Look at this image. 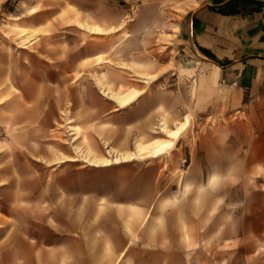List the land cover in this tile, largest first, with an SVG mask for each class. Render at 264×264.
Instances as JSON below:
<instances>
[{"label": "rangeland", "instance_id": "obj_1", "mask_svg": "<svg viewBox=\"0 0 264 264\" xmlns=\"http://www.w3.org/2000/svg\"><path fill=\"white\" fill-rule=\"evenodd\" d=\"M186 2L196 0H0V150L8 157L3 167H17V207L0 201V213H17V223L5 219L1 245L13 241L8 231L17 230V241L37 235L45 243L48 226L56 222L64 221L69 229L83 221L91 225L108 221V201L142 204L180 197L192 200L196 220L177 223L181 237L158 242L152 236L160 230L159 222L167 219L165 207H136L128 223L133 227V246H141L142 220L149 213L145 224L151 231L146 244L150 253L103 259L111 257L116 264H264V160L255 159L261 154L252 143L256 131L242 125L238 115H200L179 98L170 105H157V92L162 88L186 93L195 81V76L176 72L179 65L199 63H179L175 44L172 50L163 47L166 42L175 43V37L166 34L172 31L166 23L169 18L180 20L179 8L183 10ZM154 21L159 27L153 32L149 26L144 35L156 43L129 51L132 57L166 63L165 77L131 105L104 113L102 105L109 98L101 87L123 91L127 78L137 74L121 57L95 56L94 49L117 34V41H123L120 35L123 32L125 37L131 25L141 28ZM96 23L123 27L118 33H102L105 30ZM96 27L102 30L97 32ZM103 71H111L112 77H97ZM56 73H64L68 80L64 84L54 80ZM180 104L183 109L178 108ZM187 116L188 127L166 154L106 167L93 165L90 150L95 152V147H99L98 156H106L102 159L119 156L111 153V146L126 127L132 125L129 150L134 151L137 139L147 142L169 137L161 130L163 118L175 128ZM109 125L114 131H98ZM205 150L220 153L217 161H223L228 172L225 189L204 190L200 175L196 177L199 184L187 181L182 189L187 171L174 165L176 158L183 157L182 165L187 167L190 154ZM63 156L78 160L56 163ZM165 158H169L166 171L147 169L150 160L163 163ZM205 204L212 223L204 221ZM206 227L211 231L205 233ZM24 247L21 262H28L29 248ZM159 248L190 252L159 255Z\"/></svg>", "mask_w": 264, "mask_h": 264}, {"label": "crops", "instance_id": "obj_2", "mask_svg": "<svg viewBox=\"0 0 264 264\" xmlns=\"http://www.w3.org/2000/svg\"><path fill=\"white\" fill-rule=\"evenodd\" d=\"M191 3L193 2H186L183 10L179 8L182 14L178 22H172L171 18L167 20L166 25L172 27L170 29L172 31H168L166 34L175 37V39L172 38L175 43L166 42L163 47H168L170 48L169 50H172L171 45L175 44L176 51L179 53V58L177 59L179 63L183 61L199 63L194 66L179 65L176 72L180 76H195V81L192 88L190 84V92L188 90L186 93L177 88H162L157 92V105H170V101L179 98L180 102L187 101L185 103H190V109L200 115H238L242 119L240 121L242 125L253 128L256 131L257 135L253 138L252 143L254 149L261 150V154L255 159L264 160V6L260 10L247 14H224L209 7L213 0H196L194 4ZM94 25L102 27L105 30L102 33L111 32L112 34L114 32L118 33L119 28L123 27L116 25L113 28V24L104 23H96ZM149 26H152V31L154 32L159 27V24L157 25L154 21L151 24H142L141 28H133L135 26L131 25V29L130 26L129 29L127 28L125 37H123L122 32L124 29H121L122 35L120 37L122 36L123 41H117L119 37L117 34L109 37L104 46L101 45L94 49L95 56H103L109 53V56L114 59L121 57L127 67L133 69L137 74L132 75V78H127L128 86L123 91L112 90L110 88L112 86L101 87L103 94L109 98L102 105L103 109H105L104 113L112 112L117 107L125 108L131 105L143 94L149 93L150 89H154L156 80L165 77L164 75L167 71L165 70L166 63L161 64L158 61L151 60L149 57L138 58L139 56H131V51L135 46L143 50L147 42L156 43L155 39L149 37V35H144ZM95 30L99 32L102 29L96 27ZM174 30L175 32H173ZM110 72H100L97 77L101 78L102 75L112 77L113 73ZM176 73L172 72V74ZM52 78L58 80L61 84L68 80L64 73L53 74ZM134 80H138L141 83L134 82ZM136 91H141L139 97L125 106L121 104L119 96L127 97ZM147 101L150 103L151 98L147 97ZM180 107L184 108L181 104L178 105V108ZM187 119L190 121L189 116H187L178 125ZM160 126L162 131H164V126L170 128L168 118H163ZM105 130L114 131V127L109 125L108 128L104 126L98 128V131ZM132 135L131 125L125 128L120 140L115 141V145L111 146L113 153L121 155L132 152V150H129L132 145ZM150 141L152 140L147 142ZM95 150V152L94 150L90 151L94 158L102 159L106 157L96 154L99 151V147H95ZM6 158L8 157L4 154V151L0 150V201L9 206L17 207V167H3L2 164ZM143 159L133 158V160ZM181 159L177 157L174 165L176 163L179 168L187 171L182 189H184L187 181L190 185L192 183L199 184L196 178L198 175L204 177L203 183H201L204 190L223 191L225 189L228 172L224 162L217 161L220 159L219 152L205 150V152L200 154L199 152L192 153L190 154V163L187 167L182 165ZM67 160L78 159L76 157L66 158L63 156L57 159L56 163ZM133 160H121L120 163ZM167 160L169 158H165L163 163L160 160H150L146 167L149 171H166ZM114 163L118 164L119 162ZM93 165L106 167L103 164L96 165L94 163ZM163 189H166V185ZM107 203V207H111L108 210L110 212L108 221H101L93 225L83 221V223L69 229H67L64 221L56 222L55 225L49 224V238H47L45 243L37 235L30 236L28 240L17 241V230L8 231L13 241H11L9 246L0 244V264H116L113 258L103 259V256L121 257L131 253L149 254L150 251L146 244L151 238V231L149 225L145 224L149 213L142 220L141 246L137 248L133 246V227L128 226V223H132V217L129 213L137 209L136 207L149 209L152 206H157L159 210L165 207L164 211L167 219L165 222H159L162 226L156 236H152L158 242L166 238L175 239L181 237L183 232L179 230L178 222L190 224L196 221L192 216V200H185L180 197L158 199L157 201H149L142 204L127 201H108ZM98 205L102 206V204ZM202 206L204 207V221L212 223L213 220H208L207 218L209 205L205 204ZM171 208L173 210L170 211ZM5 219L17 223V213L7 215L1 212L0 229L5 225ZM206 228L205 233L211 231L210 228ZM4 234L6 233L0 230L1 239L5 238ZM23 247L24 249L26 247L29 248L30 256L28 262H21ZM189 252L190 250L187 248L182 250L159 248L156 253L159 255H185L189 254Z\"/></svg>", "mask_w": 264, "mask_h": 264}, {"label": "bare ground", "instance_id": "obj_3", "mask_svg": "<svg viewBox=\"0 0 264 264\" xmlns=\"http://www.w3.org/2000/svg\"><path fill=\"white\" fill-rule=\"evenodd\" d=\"M140 94H141V91H136L130 96H127V97L119 96L118 98L121 104L125 106L129 104L135 98L139 97ZM188 123H189V119H187L185 122L180 123L176 128H169L168 126H164L163 130L169 135V137L167 138L158 137V138L153 139L150 142H143L141 140H137L136 150L132 152H128V153H123L117 156L115 160L109 157L106 159L95 158L92 160V162L96 163V165L103 164V165L108 166V165L113 164L114 161L120 163L121 160L127 161L133 158L143 159V158H147L151 156H159L161 154H164L170 151L171 149H173L176 143V140L181 136L183 131L187 128Z\"/></svg>", "mask_w": 264, "mask_h": 264}, {"label": "trees", "instance_id": "obj_4", "mask_svg": "<svg viewBox=\"0 0 264 264\" xmlns=\"http://www.w3.org/2000/svg\"><path fill=\"white\" fill-rule=\"evenodd\" d=\"M263 6L264 0H213V3L209 5L212 9L224 14H247L260 10Z\"/></svg>", "mask_w": 264, "mask_h": 264}]
</instances>
